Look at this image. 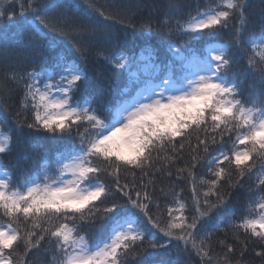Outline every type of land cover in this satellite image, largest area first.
I'll return each mask as SVG.
<instances>
[{"label":"snow or ice","instance_id":"1","mask_svg":"<svg viewBox=\"0 0 264 264\" xmlns=\"http://www.w3.org/2000/svg\"><path fill=\"white\" fill-rule=\"evenodd\" d=\"M179 7L170 0V10ZM75 8L63 0L0 5V23L33 36L21 43L0 32V155L26 133L56 144L51 155L24 154L18 179L0 167V264H34L29 258L41 250L50 264H145L149 249H175L199 264H264V7L258 30L246 0L198 6L174 26L166 13L158 25L169 36L163 56L148 42L151 23L144 25L138 50L98 53L126 77L121 86L82 66L98 43L111 41L112 17L89 5L104 21L75 26L68 16ZM124 16L134 21V9ZM223 32L227 41L186 46ZM49 35L73 41L65 55L49 56L42 39ZM18 91V110L9 111ZM197 169L207 180L198 181ZM160 177L172 182L170 193L157 189ZM180 183L191 186L189 201ZM242 190L246 214L214 223ZM141 217L155 231L134 226Z\"/></svg>","mask_w":264,"mask_h":264},{"label":"trees","instance_id":"2","mask_svg":"<svg viewBox=\"0 0 264 264\" xmlns=\"http://www.w3.org/2000/svg\"><path fill=\"white\" fill-rule=\"evenodd\" d=\"M49 2H57L60 0H49ZM64 4L67 5H76L75 10L69 11L68 16L71 23L75 26L80 25H89L93 26L97 23L103 22L105 17L101 16L99 12L93 11L92 8H89V5H93L94 8L99 9L101 12H104L106 16H111L112 19L108 20L107 23L111 25V41L109 42H100L94 47L88 55V60L86 64H82L83 67H86L91 74L95 70L103 69L110 74L111 79L114 81L116 86H121L127 83L125 76H121L118 72H112L110 67L98 55L99 52H103L104 55L110 54L112 51H115L120 46H127L130 49L138 50L145 43V33L147 29L144 25L151 23L152 32L148 37V42L155 48L160 49L161 56L165 53L166 44L169 40L167 31L161 32L158 28V25L161 21H165L169 18V15L174 16L170 26H174L176 20L186 21L189 18V15H195L197 7L203 9L210 4L217 3L219 0H174V2L179 5V9L172 11L168 8L170 0H63ZM249 5V18L252 27L254 30L259 29V20L260 13L259 10L261 7H264V0H246ZM10 0H0V5L7 8L9 6ZM134 9L135 11V20L129 22L124 13L129 9ZM168 13L169 15H166ZM131 23L136 25L135 30L132 29ZM7 30L9 36L12 37L13 33L16 35L14 39L20 41L21 43H27L29 40L33 39L31 32L29 31H20L15 25H10L7 20L0 23V32ZM44 47L48 50L49 56L55 58L60 55L66 54V49L70 47L73 41L70 38L53 36L49 35L47 38H42ZM229 39V36L226 32L218 33L213 37H209L207 34L202 35L199 40H191L187 42V47L192 48H203L208 42H224ZM172 42L177 45L181 44V41L178 40L175 36L171 37ZM74 51V49H73ZM79 54H77L78 56ZM14 61L16 58H13ZM33 65L25 63L24 70L30 71ZM14 87V85H13ZM22 92H17L16 95L8 101L11 108L9 111L18 110L17 102L22 96ZM78 98V97H77ZM110 97L106 98L109 99ZM12 121L9 119L8 124L3 126V132L7 133L8 128L11 125ZM195 135V134H194ZM193 142H195L193 140ZM56 144L53 141H49L42 135H30L24 134L17 139L14 136V143L12 149L6 155H0V167L4 171H10L14 175V179H18L19 172L22 168L26 167L25 162L22 159V156L26 153L31 154L33 148L37 156L51 155L52 151L55 149ZM188 157L185 156L184 161H178L173 168L183 167L184 163L187 161ZM197 179L201 176L207 180L206 170L197 169ZM123 175V173H122ZM137 178H139V173L137 172ZM187 175V173H185ZM233 175L236 173L233 171ZM128 179L131 181L132 176L128 174ZM251 183V182H249ZM157 189H163L164 192H171L172 182L167 178L160 177L157 180ZM180 188L184 189L183 199L186 201L190 200L191 195V186L188 183H180L177 187V191ZM206 190V189H205ZM159 195V192L157 193ZM171 195L168 199L171 200ZM247 199L246 190H242L233 197L232 203L230 205V210L218 214L214 218V223L219 221H226L228 217L234 216V222H239V217L245 215V201ZM165 201H161V207L163 208ZM178 207V205H174ZM187 215V213H185ZM174 215H179V213H174ZM0 222H6V218L2 216V210H0ZM179 223V221H177ZM134 226L145 228L147 227L149 233L155 231L151 228L150 225L143 220L141 217ZM220 232L217 233L219 239H224V224L220 223ZM162 236V234H159ZM231 237L232 233H228ZM149 238H151L149 236ZM220 250L217 249V252ZM22 252V250H21ZM34 264H50L51 253H44L43 250L40 252H33L29 258ZM145 264H199L198 258L192 257L189 258L184 254L177 255L175 249L170 251L164 250H152L149 249L143 255ZM246 260L253 261L251 252H249ZM233 264H236L235 259H233ZM258 264V261L255 262Z\"/></svg>","mask_w":264,"mask_h":264}]
</instances>
